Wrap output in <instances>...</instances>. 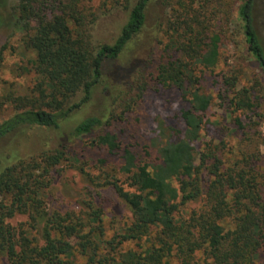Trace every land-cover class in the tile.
I'll list each match as a JSON object with an SVG mask.
<instances>
[{"label":"trees","instance_id":"1","mask_svg":"<svg viewBox=\"0 0 264 264\" xmlns=\"http://www.w3.org/2000/svg\"><path fill=\"white\" fill-rule=\"evenodd\" d=\"M56 1L18 0L12 7L23 46L33 55L28 64L36 75L35 95L16 100V110L0 122V138L22 126L57 128L61 120L88 101L102 75L108 72L117 80L132 68L113 70L112 62L143 27L149 0H123L127 10L117 34L95 49H90L85 39L81 44L70 36L63 17L55 12ZM164 1L167 12L159 29L164 50L173 55L166 65L157 68L155 80L175 89L185 104L179 111L181 134L171 139L173 127L158 121L161 141L155 163L137 159L110 133L95 139L97 144L120 152L119 171L125 176L127 189L115 186L131 213L130 224L116 235L111 255L102 254L91 235L93 231L82 233L78 218L71 213H46L39 177L58 162L62 152L41 150L31 160L40 169L36 174L25 171L21 161L0 167V193L11 198L9 206L0 205V251L8 264H73L74 256L83 258L85 264H171L173 260L177 264H260L257 257L264 247V171L257 168V151L241 150L238 159L226 163L218 144L211 140L203 141L199 150L192 146L200 139L213 99L238 129L245 130L247 125L243 126L236 112L251 113L258 121L261 118L252 86H241L232 72L218 73L214 95L201 84L202 72L212 73L219 58L220 19L215 4L220 5L221 0ZM260 1L241 0L233 12L244 49L264 82V39L256 28L261 20ZM77 91L81 96L71 103L69 99ZM102 124L99 118L88 116L72 128V134L88 135ZM201 171L208 176L204 189L200 186ZM198 196L201 209L184 219L181 210L185 202ZM24 208L44 218L41 245L31 244L27 237H16L14 229L4 223L6 215ZM150 226L157 232L152 242L116 250L125 241H138Z\"/></svg>","mask_w":264,"mask_h":264},{"label":"rangeland","instance_id":"2","mask_svg":"<svg viewBox=\"0 0 264 264\" xmlns=\"http://www.w3.org/2000/svg\"><path fill=\"white\" fill-rule=\"evenodd\" d=\"M17 1L0 0V122L16 110L18 98L35 95L32 90L36 75L28 64V59L33 55L23 46L22 33L15 24L12 12ZM240 1L221 0L220 5L215 4L220 19L219 58L212 73L202 72L201 84L214 95L218 87V73L232 72L241 86H252L253 101L261 120H256L251 113L236 112L234 115L241 119L243 126L244 123L247 125L245 130L238 129L232 123V117L213 99L206 110L200 139L192 146L199 150L203 141L211 140L218 144L219 154L226 163L238 159L241 150L244 153L257 151V168L262 172L264 82L237 31L239 22L233 8ZM56 2H59L58 5ZM56 2L55 12L63 17L70 36L81 44L82 38L85 39L90 49L113 40L127 10L123 0ZM260 8L261 20L256 28L264 39V0L260 1ZM166 12L164 0H149L143 27L112 62L113 70H124L132 65L126 77L115 80L108 72L102 75L94 84L88 101L61 120L57 128L22 126L0 138L1 168L21 161L25 171L36 174L40 169H36L31 160L36 159L34 156L37 152L61 150L58 162L39 177L44 210L46 213H71L78 218L82 233L93 231L91 235L102 254H110V246L116 241V235L130 224L131 213L115 186L127 189L125 176L119 171L120 152L97 144L96 137L110 133L119 145L128 147L137 159L155 163L158 161L157 145L161 141L158 121L161 119L173 127L175 132L171 139L178 138L182 131L179 111L185 106L184 102L175 89L161 86L155 80L157 68L166 65L173 55L164 50V36L160 35L159 29ZM157 40L160 42L157 43ZM80 96L81 93L77 91L69 100L76 102ZM88 116L99 118L103 124L88 135L74 136L72 128ZM199 178L200 186L204 189L208 178L205 171L199 173ZM10 202L9 195L0 193V205L9 206ZM201 206L200 196L186 201L181 210L182 217L186 219L192 213L197 214ZM4 223L14 229L16 237H27L31 244H42L44 218L33 215L30 208L14 209L4 217ZM156 233V228L150 226L138 241H125L116 250L135 249L137 243L146 245L155 239ZM72 262L85 264L79 256H74ZM257 262L264 264V247L259 252ZM170 263L177 264L175 260ZM0 264H8L1 251Z\"/></svg>","mask_w":264,"mask_h":264}]
</instances>
